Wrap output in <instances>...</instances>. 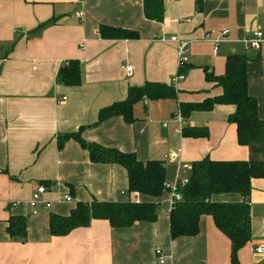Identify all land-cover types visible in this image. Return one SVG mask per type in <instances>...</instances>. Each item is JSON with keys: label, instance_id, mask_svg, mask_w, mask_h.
Listing matches in <instances>:
<instances>
[{"label": "crops", "instance_id": "0c3cea01", "mask_svg": "<svg viewBox=\"0 0 264 264\" xmlns=\"http://www.w3.org/2000/svg\"><path fill=\"white\" fill-rule=\"evenodd\" d=\"M164 7V20L156 22L145 17L142 0H0V264H162L158 249L168 257L163 264H231V242L211 216L201 218L198 235L171 239L167 192L158 200L163 211L156 222L114 228L93 219L64 236L50 233L51 214L68 215L80 201L127 197L123 166L92 162L74 139L59 148V136L82 128L88 143L135 152L142 161L162 160L167 184L185 175L179 171L181 163L207 156L264 161V142L239 145L236 125L229 121L233 105H217L184 120L183 127L207 126V138L183 137L175 117L180 102L221 93V87L206 80L204 68L222 75L226 58L238 53L250 58L249 93L257 98L264 119V53L247 50L241 41L256 30L264 32V0H164ZM51 19L55 23L30 34ZM100 25L135 30L140 37L103 39ZM225 28L230 31L215 53L214 40ZM172 36L189 41L190 70L177 86L172 79L180 71L179 56ZM71 59L81 62L77 86L58 80L60 67ZM146 83L173 85L177 98L139 102L134 123L121 116L98 123L102 108L124 100L130 87ZM172 152L179 157L169 158ZM40 183L54 185L45 194L51 207L33 215L27 201ZM128 198L153 200L139 193ZM213 200L238 202L242 197L223 194ZM249 201L252 239L238 258L241 264H264V253L255 251L264 244V178L252 181ZM13 215L27 219L25 240L7 233Z\"/></svg>", "mask_w": 264, "mask_h": 264}, {"label": "trees", "instance_id": "16d2710c", "mask_svg": "<svg viewBox=\"0 0 264 264\" xmlns=\"http://www.w3.org/2000/svg\"><path fill=\"white\" fill-rule=\"evenodd\" d=\"M145 17L149 20H164V0H142ZM55 23L51 19L41 24L30 34L39 33L45 27ZM103 39L124 40L139 39L135 30L100 25L98 30ZM245 54L233 53L226 58L224 74L217 75L204 68L206 80L221 87V93L209 96L198 102H180L177 115L184 120L195 112H210L217 105H233L235 111L229 121L236 125L239 145L247 146L264 142V119L260 116L257 98L249 93L248 63ZM188 63L183 68L187 74ZM58 80L67 86H77L82 81V68L79 59H71L62 64L58 71ZM178 90L173 85L146 83L144 86H132L127 97L102 108L98 114V123L115 116H121L127 123H134L135 105L145 100L176 99ZM82 130L57 138L59 148L74 139L89 153L94 163H113L123 166L128 173L127 197L122 201L77 202L68 215L51 214L49 229L53 236H64L78 227L89 226L93 219L106 220L114 228L133 226L138 222H156L159 217L158 201L165 192L166 166L162 160L142 161L135 152H124L118 148L105 147L97 143H88L82 138ZM183 137L207 138V126H189L182 128ZM190 181L180 188L182 200L169 210L170 236L175 240L180 237H194L200 232L203 216H211L216 227L231 242L230 263L241 264L238 253L252 239V220L249 197L252 181L264 178L262 160H213L204 157L191 163ZM132 193H139L152 198V201H134L128 198ZM223 194H238V202L214 201L213 197ZM7 233L12 239L25 240L28 224L25 216L13 215L8 220Z\"/></svg>", "mask_w": 264, "mask_h": 264}, {"label": "built area", "instance_id": "2783aa9c", "mask_svg": "<svg viewBox=\"0 0 264 264\" xmlns=\"http://www.w3.org/2000/svg\"><path fill=\"white\" fill-rule=\"evenodd\" d=\"M82 13H79V16H81ZM229 29L225 28L221 32V36L214 40V52L216 53L219 49L220 44L224 41V37H226L229 33ZM172 41L177 43L178 46V56H179V69L180 71L178 74L172 79V84L174 86H177L178 83L181 80H184L186 78V74L183 72V68L188 63V48H189V41L182 39L178 36H172L170 38ZM242 43L244 44L245 48L247 50H254L260 53H264V32L261 30H256L249 36L241 39ZM128 72L132 71L131 66H127ZM66 97L62 98L59 102L64 101ZM146 101V100H145ZM180 125H184V119L181 115L175 116ZM182 128L180 130V133H182ZM179 157L178 152H172L169 154V158L171 159H177ZM192 170V164L190 163H181L179 167L180 173H184L180 179L175 182L174 184H167V187L169 189V199L165 201V204L167 205L168 211L171 210L175 203L178 201H181L183 196L180 192V188L188 184L190 181V172ZM56 187V186H55ZM54 188V185L47 186L44 183H40L36 190L33 192L31 198L27 201V204L30 206L32 210V214L36 215L40 212V208H50L51 207V201L46 199L45 194L49 191H51ZM65 201L69 202L71 201L70 196H65ZM19 203V202H18ZM255 251L258 253H264V244H259ZM156 255L158 256V259L160 263H165L166 259L168 258L167 255L160 249L156 250Z\"/></svg>", "mask_w": 264, "mask_h": 264}, {"label": "rangeland", "instance_id": "374dc122", "mask_svg": "<svg viewBox=\"0 0 264 264\" xmlns=\"http://www.w3.org/2000/svg\"><path fill=\"white\" fill-rule=\"evenodd\" d=\"M128 197H129V196H128ZM161 210L163 211V207L160 206V207L158 208V211H160V213H161V212H162Z\"/></svg>", "mask_w": 264, "mask_h": 264}]
</instances>
